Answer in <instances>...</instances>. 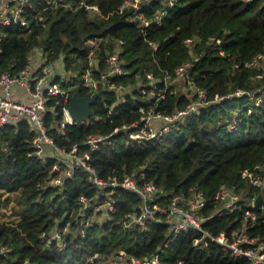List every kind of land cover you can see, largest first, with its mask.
<instances>
[{"label":"trees","instance_id":"16d2710c","mask_svg":"<svg viewBox=\"0 0 264 264\" xmlns=\"http://www.w3.org/2000/svg\"><path fill=\"white\" fill-rule=\"evenodd\" d=\"M123 2L63 0L52 7L48 0H32L26 13L28 26L0 25V73H18L33 50L39 49L56 67L51 81L85 95L89 89L81 85L82 73L89 67L93 77L106 71L105 55L122 38L119 59L128 71L110 77L124 88L102 89L87 121L66 124L64 134L58 125L60 98L48 97L44 116L48 133L58 146L75 144L80 151L88 150L89 163L102 179L120 181L132 175L139 184L153 182L167 193L161 202L173 193H187L190 187L201 189L206 205L199 212L204 216L216 207L220 186L240 191L243 197L233 210L202 222L214 235L222 230L229 234L242 224L245 211L254 210L249 203L260 189L248 184L241 172L264 164V76L257 77V68L247 63L264 53V0H176L172 6L168 0H141L137 8L122 7ZM161 10L165 13L158 23H142L141 15L154 18ZM37 14L42 20H37ZM258 63L264 65V58ZM40 64L36 61L34 72ZM178 65L185 66L179 76L174 73ZM64 74L71 77V84L63 80ZM166 74L171 79L165 84ZM151 88L164 92V97L155 99ZM197 88L203 89V99ZM237 89L244 92L235 94ZM196 99L202 100L198 110L172 122L160 137L140 143L128 139V132L135 129L131 124L141 122V108L172 113ZM94 133L108 137L89 149L84 140ZM32 136L25 117L0 127V197L14 193L20 208L16 221H0V247L7 250L0 256L3 261L110 264L111 254L122 250L127 254L125 261L130 255L159 253L162 264H248L211 237L194 245L198 230H182L162 247L168 236V225L162 220L128 228L123 224L125 214L137 210L141 199L121 186L115 187L114 212L99 211L83 227L89 213L80 214L78 197L83 194L100 201L103 197H95L98 189L82 168H76L61 185L51 183L55 159L34 156ZM7 200L0 199V206ZM102 214L105 219L99 218ZM54 229L59 230V238H51ZM246 229L257 242L264 241V211H257L256 220L249 221Z\"/></svg>","mask_w":264,"mask_h":264},{"label":"built area","instance_id":"2783aa9c","mask_svg":"<svg viewBox=\"0 0 264 264\" xmlns=\"http://www.w3.org/2000/svg\"><path fill=\"white\" fill-rule=\"evenodd\" d=\"M63 0H48V3L55 7ZM176 0H168V5L172 4ZM138 1L124 0L122 7L132 6L138 7ZM32 5V0H0V25H8L10 23H19L22 26H28L29 20L27 18L28 8ZM89 6V5H88ZM96 7L90 5V7ZM165 10L158 11L155 17L147 18L141 15L142 23L147 25L151 21L158 23ZM37 20H42V15H36ZM2 35V33H0ZM92 41V40H90ZM190 41V39H187ZM218 41V40H217ZM124 43L122 38H118V44H116L114 51L105 55V61L108 63L106 71L102 72L99 77H93L90 67L86 68L82 73L81 85H84L89 89L87 93L92 94L102 89H116L124 88L122 85L116 84L111 80L112 75L126 74L127 69L122 67L119 59V51H121V44ZM149 43L155 47V44L149 41ZM40 52V68L35 71V64L32 60V55L18 73H10L3 71L0 73V127L11 122H14L19 117H25L29 123V129L32 131L33 136L31 139V145L33 147L32 154L38 159H45L46 157H53L55 159L51 166V171L54 173L51 183L55 185H61L64 178H69L74 175L76 168H82L88 173L89 180L97 187V195L95 197L102 196V200L89 199L83 194L78 197L81 203L80 214L89 213V217L84 219L82 226H86L94 219L95 214L99 211L114 212L115 210V187L121 186L127 190H131L139 194L141 199L137 210L127 212L125 214V220L123 224L131 227L134 225H145L149 221L162 220L168 225L167 238L165 239L162 247H167L171 240L182 230L191 228L200 232L199 237L193 239V244H198L200 239L204 237H211L216 242L224 245L233 256L244 257L247 259L248 264H264V241L257 242V238L250 236L247 233V224L249 221L254 222L257 218V211H264V164L256 163L251 168H245L241 172V177L250 185L260 188L258 193H262V198L259 203V209H255L254 200L257 194H254L251 198L250 205L254 210H247L243 214L242 224L239 227L233 228L227 234L224 230L214 235L211 231L204 228L202 222L208 217L214 214H222L225 210H233L236 201L239 199L238 194L232 187L222 185L215 193L216 207L207 215L204 216L199 212L201 207L206 205V198L201 189L190 187L188 192L183 191L179 193H173L166 202H161L159 199L167 193H163V190L157 187L153 182L148 181L139 184L132 175H124L123 178L118 181L117 179L105 180L98 177L96 170L89 163V152L80 151L77 145H73L70 148L58 146L53 137L48 133V127L45 123V114L49 110L47 107L48 97L58 96L60 98L59 105L61 107L62 116L58 122L59 131L64 134V128L66 124H78L68 112V103L71 95L74 91H70V87H62L57 82H52L51 77L55 73V66L46 61V56ZM93 49L89 51V64L92 63ZM261 58H264V53H258L251 61L247 62L250 66H255L258 70L257 77L264 76V65H260L258 62ZM185 70L184 65H178L174 68L176 75L183 74ZM65 75V74H64ZM148 78L153 79L151 74H147ZM171 79L170 74H166L164 77V83ZM63 80L68 83H72L71 77L65 75ZM157 80V79H156ZM155 80V81H156ZM154 81V82H155ZM154 82H151L154 86ZM19 87L24 94L21 96H13V88ZM72 87V85H71ZM145 92V90H142ZM244 91L237 89L235 94H242ZM86 93V94H87ZM149 93L156 98L164 97V92L157 91L155 88H151ZM197 94L205 97L203 89L197 88ZM250 97L253 96L252 92H246ZM217 97V96H216ZM258 103L261 98H257ZM202 100H192L184 108L177 109L172 113H162L155 111L153 107L144 111L141 116V122L132 123L131 126L135 129H131L128 132V139L134 140L138 143L146 142L160 137L162 134L169 131L172 122L177 119H182L192 113H195ZM93 113V110H92ZM89 116H87L82 123L86 122ZM158 121V125H156ZM126 127L125 125L123 126ZM117 131V128L113 132ZM108 135L100 134H88L84 140V143L89 149H95L99 143L103 142ZM67 137L65 136V139ZM66 226L62 230L66 231ZM62 232V231H61ZM51 238H59L60 232L57 229L51 233ZM42 235L46 236L47 233ZM161 250V248L159 247ZM7 252L5 246L0 247V256L5 255ZM126 252L118 250L116 253H112L108 258L110 264H162L160 261L159 253H154L150 257H135L127 256L125 261ZM107 259V256H106ZM125 261V263H124ZM0 264H9L0 258Z\"/></svg>","mask_w":264,"mask_h":264},{"label":"water","instance_id":"95a60500","mask_svg":"<svg viewBox=\"0 0 264 264\" xmlns=\"http://www.w3.org/2000/svg\"><path fill=\"white\" fill-rule=\"evenodd\" d=\"M102 95V91H97L92 94L78 95L74 92L68 103V112L70 116L75 119L78 123H82V121L92 114V103L97 97ZM262 198V193H258L254 200L255 209H259V203Z\"/></svg>","mask_w":264,"mask_h":264},{"label":"rangeland","instance_id":"374dc122","mask_svg":"<svg viewBox=\"0 0 264 264\" xmlns=\"http://www.w3.org/2000/svg\"><path fill=\"white\" fill-rule=\"evenodd\" d=\"M136 2L138 1V3L141 2V0H135ZM180 78V77H179ZM178 80V79H177ZM182 80V79H181ZM179 82V86H182V83L180 81ZM185 87V86H184ZM187 90V87L184 88V90ZM189 90V89H188ZM238 194V197H243L242 193L236 192ZM5 197H8L7 202H5V204H3L2 206H0V221H16L17 220V213L20 211L19 209V205L17 204V200H16V195L14 193H4L3 195H1L0 199H4ZM101 214V213H100ZM100 219H105L103 217V214L100 215L99 217Z\"/></svg>","mask_w":264,"mask_h":264},{"label":"crops","instance_id":"0c3cea01","mask_svg":"<svg viewBox=\"0 0 264 264\" xmlns=\"http://www.w3.org/2000/svg\"><path fill=\"white\" fill-rule=\"evenodd\" d=\"M39 51H40L39 49H34L33 52L31 53L32 60L34 61L35 65H36V61L40 60V52ZM61 66H63V65L59 64L58 69H60ZM0 91H1V87H0ZM12 94H13V96H21L22 94H24V92L19 87H14ZM155 123H156V125H158V121H156Z\"/></svg>","mask_w":264,"mask_h":264}]
</instances>
